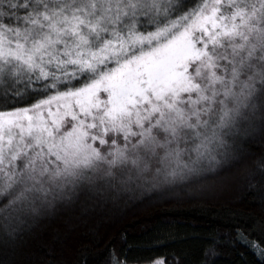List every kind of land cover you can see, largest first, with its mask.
Returning a JSON list of instances; mask_svg holds the SVG:
<instances>
[{
    "label": "snow or ice",
    "instance_id": "snow-or-ice-1",
    "mask_svg": "<svg viewBox=\"0 0 264 264\" xmlns=\"http://www.w3.org/2000/svg\"><path fill=\"white\" fill-rule=\"evenodd\" d=\"M257 131L264 0H0L5 246L70 190H95L86 215L132 185L219 174ZM219 239L232 242L209 236V255Z\"/></svg>",
    "mask_w": 264,
    "mask_h": 264
},
{
    "label": "trees",
    "instance_id": "trees-1",
    "mask_svg": "<svg viewBox=\"0 0 264 264\" xmlns=\"http://www.w3.org/2000/svg\"><path fill=\"white\" fill-rule=\"evenodd\" d=\"M247 147L242 161L222 157L219 174L205 170L160 188L132 185L86 215L83 209L93 204L95 190H70L40 209L39 218L15 242L5 246L0 233V261L151 264L163 257L166 264H264V253L253 246L264 249V200L248 186L250 171L261 179L254 162L264 157V134L250 136ZM165 191L167 197L161 195ZM221 235L232 242L219 239L217 255H209L207 238Z\"/></svg>",
    "mask_w": 264,
    "mask_h": 264
}]
</instances>
